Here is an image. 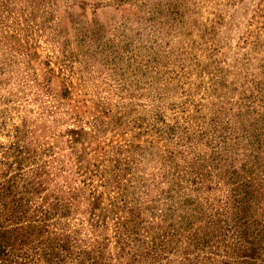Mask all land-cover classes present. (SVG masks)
<instances>
[{"label": "rangeland", "instance_id": "374dc122", "mask_svg": "<svg viewBox=\"0 0 264 264\" xmlns=\"http://www.w3.org/2000/svg\"><path fill=\"white\" fill-rule=\"evenodd\" d=\"M246 103L264 108V0H0V208L27 200L31 233L12 259L47 230L67 263L117 264L123 241L125 264H176L174 243L144 255L175 223L172 178Z\"/></svg>", "mask_w": 264, "mask_h": 264}, {"label": "trees", "instance_id": "16d2710c", "mask_svg": "<svg viewBox=\"0 0 264 264\" xmlns=\"http://www.w3.org/2000/svg\"><path fill=\"white\" fill-rule=\"evenodd\" d=\"M242 109L246 118L230 122L226 136L221 137V129H215L219 135L206 140L205 154L194 155L176 179L172 178L179 212L170 229L145 242V256L159 258V253L170 252L174 243L176 249L182 248L176 250L179 253L176 264H215L220 255L228 259L217 264H264V108L261 112L246 103ZM211 184L225 186L228 193L222 207L207 213L211 204L204 206L206 203H200L198 197L201 191H211ZM9 196L2 197L4 203L0 208V264H101L89 253L77 255L76 260L67 263L72 249L70 237L47 230L37 233L38 239L31 241L35 244L32 248L23 251L21 257L13 255L12 259L9 247L27 246L31 233L23 230L28 228L24 227L28 220L27 200L14 197L8 200ZM226 208L230 215H226ZM5 222L11 223L4 225ZM135 240L141 254L139 235ZM117 244V264H125L128 255L132 260L137 258L130 256L131 250L123 241Z\"/></svg>", "mask_w": 264, "mask_h": 264}]
</instances>
